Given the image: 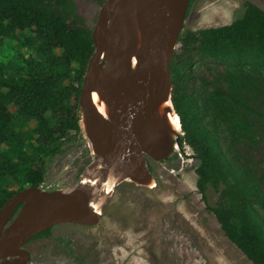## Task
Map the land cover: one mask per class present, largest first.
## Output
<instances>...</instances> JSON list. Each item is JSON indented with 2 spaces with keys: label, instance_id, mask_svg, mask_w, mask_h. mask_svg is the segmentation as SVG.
Listing matches in <instances>:
<instances>
[{
  "label": "trees",
  "instance_id": "trees-1",
  "mask_svg": "<svg viewBox=\"0 0 264 264\" xmlns=\"http://www.w3.org/2000/svg\"><path fill=\"white\" fill-rule=\"evenodd\" d=\"M78 7L0 0V209L23 188L40 187L46 155L81 132L79 97L95 46L94 23ZM171 73L178 142L194 152L202 197L209 188L218 194L207 209L253 264H264V167L242 152L264 135V10L246 2L231 24L181 32Z\"/></svg>",
  "mask_w": 264,
  "mask_h": 264
},
{
  "label": "water",
  "instance_id": "water-1",
  "mask_svg": "<svg viewBox=\"0 0 264 264\" xmlns=\"http://www.w3.org/2000/svg\"><path fill=\"white\" fill-rule=\"evenodd\" d=\"M190 1L104 0L79 97L81 130L102 159L98 195L91 199L86 185L69 194L34 186L18 191L0 209V264H27L30 253L24 245L57 224H97L117 184L143 183L153 177L149 159L169 156L171 136L159 128L156 108L171 101V62ZM138 25L142 43L133 70ZM93 92L111 108L109 118L94 104Z\"/></svg>",
  "mask_w": 264,
  "mask_h": 264
},
{
  "label": "rangeland",
  "instance_id": "rangeland-1",
  "mask_svg": "<svg viewBox=\"0 0 264 264\" xmlns=\"http://www.w3.org/2000/svg\"><path fill=\"white\" fill-rule=\"evenodd\" d=\"M77 1L80 15L95 25L99 6ZM246 2L264 10V0L190 1L181 32L231 24L242 15ZM178 131L175 137L182 133L181 127ZM60 145L61 151L45 157L43 185L67 194L86 185L91 199H96L103 180L102 159L82 130L70 131ZM185 145L171 160L149 159L153 187L131 180L117 184L97 224H57L49 236L29 241L24 245L30 253L27 264H253L207 209L218 194L209 188L202 197L196 185L197 160ZM170 148L169 156L175 153L172 143ZM242 152L264 167V135L258 143L243 146ZM6 184L18 187L11 178Z\"/></svg>",
  "mask_w": 264,
  "mask_h": 264
},
{
  "label": "bare ground",
  "instance_id": "bare-ground-1",
  "mask_svg": "<svg viewBox=\"0 0 264 264\" xmlns=\"http://www.w3.org/2000/svg\"><path fill=\"white\" fill-rule=\"evenodd\" d=\"M135 43H136V46H135L133 57H132L133 70L136 68V62L138 59V55H139V52L141 49V43H142V32H141L140 25H138V28L136 31ZM92 98L98 110L105 117L109 118L112 114L111 108L109 107V105L107 104L103 96L99 94L98 92H93ZM170 106H171L170 100L161 101V103H159V105L156 108V116H157L158 125L161 131L163 133H166L169 136H173L178 132L180 128V123H179V116L177 115L173 107L171 110H166V108ZM86 124H87V118L84 117L83 122H82V126L84 130L86 129ZM141 184L151 188L153 187V184L156 185V182L153 177H149ZM81 189H84V188L81 187Z\"/></svg>",
  "mask_w": 264,
  "mask_h": 264
},
{
  "label": "flooded vegetation",
  "instance_id": "flooded-vegetation-1",
  "mask_svg": "<svg viewBox=\"0 0 264 264\" xmlns=\"http://www.w3.org/2000/svg\"><path fill=\"white\" fill-rule=\"evenodd\" d=\"M171 143L173 144V150H174V152L175 153H173V154H170V156L169 157H167L168 159H173V158H175L176 157V153H177V151L179 150V152H180V147H181V145L179 144V142H178V139H176V137L173 135V136H171ZM178 144H179V146H178ZM180 154V153H179ZM49 229H52V227L51 228H49ZM36 239H38V238H36ZM31 240H34V239H31ZM30 240V241H31Z\"/></svg>",
  "mask_w": 264,
  "mask_h": 264
},
{
  "label": "built area",
  "instance_id": "built-area-1",
  "mask_svg": "<svg viewBox=\"0 0 264 264\" xmlns=\"http://www.w3.org/2000/svg\"><path fill=\"white\" fill-rule=\"evenodd\" d=\"M184 149H185V151L186 150H188V151H190L191 149H190V147H189V145H185L184 146ZM41 188L42 189H44V190H51V188H52V185H41ZM53 190V189H52Z\"/></svg>",
  "mask_w": 264,
  "mask_h": 264
},
{
  "label": "clouds",
  "instance_id": "clouds-1",
  "mask_svg": "<svg viewBox=\"0 0 264 264\" xmlns=\"http://www.w3.org/2000/svg\"><path fill=\"white\" fill-rule=\"evenodd\" d=\"M176 47H177V45H176ZM176 50V49H175ZM179 123H180V119H179ZM180 127H181V124H180ZM178 133H179V131H178ZM177 139H178V137H177ZM178 146H179V144H178ZM181 147H183V146H181ZM190 147V146H189ZM41 187V186H40Z\"/></svg>",
  "mask_w": 264,
  "mask_h": 264
}]
</instances>
